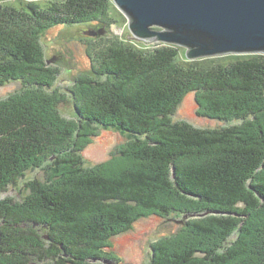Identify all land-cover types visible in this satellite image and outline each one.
I'll use <instances>...</instances> for the list:
<instances>
[{
    "label": "trees",
    "instance_id": "1",
    "mask_svg": "<svg viewBox=\"0 0 264 264\" xmlns=\"http://www.w3.org/2000/svg\"><path fill=\"white\" fill-rule=\"evenodd\" d=\"M111 0L0 3V193L36 169L20 201L0 200V264H117L110 240L151 216L181 218L151 244L149 264H264V54L197 61L178 47L150 50L116 39L90 45V73L60 107L58 70L41 37L54 26H110ZM111 42V43H110ZM193 93L197 115L239 124L201 129L173 121ZM98 128L127 134L105 163L81 153Z\"/></svg>",
    "mask_w": 264,
    "mask_h": 264
},
{
    "label": "rangeland",
    "instance_id": "2",
    "mask_svg": "<svg viewBox=\"0 0 264 264\" xmlns=\"http://www.w3.org/2000/svg\"><path fill=\"white\" fill-rule=\"evenodd\" d=\"M54 0H0L1 4L13 7H25L28 4H38L45 7ZM113 3V2H112ZM114 5V4H113ZM113 20L110 26H100L98 23H87L72 26L58 25L49 28L41 37V45L44 51L45 61L49 66L58 70V78L54 88L65 93L67 102L60 107V112L66 119H75V111L72 98L68 90L72 87L74 80L82 75L90 73V61L87 56V49L90 45L95 48H102L109 41L119 39L131 45L138 46L142 50H150L158 44H146L136 41L129 29L128 19L115 7ZM104 32L103 35L90 37L86 35L89 31ZM111 43V42H110ZM180 59H186L185 49L179 48ZM244 54L234 56L261 55ZM232 57L231 55H228ZM217 57L219 62L227 63L232 58ZM25 85L20 81H12L0 88V100L7 99L11 95L22 91ZM173 121H185L196 128L201 129H219L235 124L239 121L221 122L208 120L197 115V106L193 93L187 94ZM127 134H122L112 129L98 128L97 135L90 144L81 153L84 167L90 168L109 160L117 149L127 142ZM34 180H45V174L42 170L36 169L26 174L25 178L18 181L17 186L10 187L6 192L0 193V200L11 199L14 202H20L27 194L26 183ZM181 218L171 216L169 218H159L151 216L139 220L133 227L119 236L110 240L108 250L118 258L117 264H149L151 258V244L162 237H168L176 234L181 227Z\"/></svg>",
    "mask_w": 264,
    "mask_h": 264
},
{
    "label": "water",
    "instance_id": "3",
    "mask_svg": "<svg viewBox=\"0 0 264 264\" xmlns=\"http://www.w3.org/2000/svg\"><path fill=\"white\" fill-rule=\"evenodd\" d=\"M111 1L136 41L184 48L188 61L264 53V0Z\"/></svg>",
    "mask_w": 264,
    "mask_h": 264
}]
</instances>
